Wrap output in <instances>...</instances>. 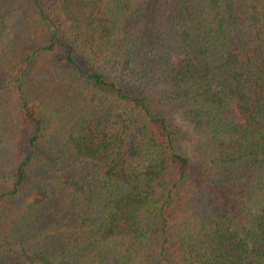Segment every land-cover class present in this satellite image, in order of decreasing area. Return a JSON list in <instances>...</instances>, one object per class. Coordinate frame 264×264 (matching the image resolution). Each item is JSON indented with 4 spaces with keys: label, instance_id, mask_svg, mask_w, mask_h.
<instances>
[{
    "label": "trees",
    "instance_id": "16d2710c",
    "mask_svg": "<svg viewBox=\"0 0 264 264\" xmlns=\"http://www.w3.org/2000/svg\"><path fill=\"white\" fill-rule=\"evenodd\" d=\"M0 264H264V0H0Z\"/></svg>",
    "mask_w": 264,
    "mask_h": 264
}]
</instances>
